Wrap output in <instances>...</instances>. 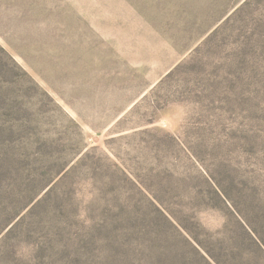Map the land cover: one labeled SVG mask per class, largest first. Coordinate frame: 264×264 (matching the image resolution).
<instances>
[{
  "label": "rangeland",
  "instance_id": "1",
  "mask_svg": "<svg viewBox=\"0 0 264 264\" xmlns=\"http://www.w3.org/2000/svg\"><path fill=\"white\" fill-rule=\"evenodd\" d=\"M0 264H264V0H0Z\"/></svg>",
  "mask_w": 264,
  "mask_h": 264
}]
</instances>
